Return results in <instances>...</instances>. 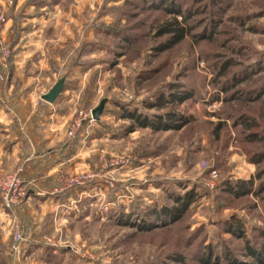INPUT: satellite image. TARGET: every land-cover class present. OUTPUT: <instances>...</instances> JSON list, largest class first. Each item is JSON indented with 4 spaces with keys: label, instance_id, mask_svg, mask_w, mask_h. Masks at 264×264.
<instances>
[{
    "label": "rangeland",
    "instance_id": "374dc122",
    "mask_svg": "<svg viewBox=\"0 0 264 264\" xmlns=\"http://www.w3.org/2000/svg\"><path fill=\"white\" fill-rule=\"evenodd\" d=\"M0 13V66L18 54L38 92L65 78L66 140L79 109L106 100L84 121L96 146L54 187L71 194L69 218L29 234L34 260L257 263L246 246L264 248V0H0ZM174 19L186 34L171 45ZM20 170L0 168V183ZM14 220L9 249L28 236Z\"/></svg>",
    "mask_w": 264,
    "mask_h": 264
},
{
    "label": "crops",
    "instance_id": "0c3cea01",
    "mask_svg": "<svg viewBox=\"0 0 264 264\" xmlns=\"http://www.w3.org/2000/svg\"><path fill=\"white\" fill-rule=\"evenodd\" d=\"M9 61L12 63L6 70L0 66L3 76L0 80V168H20L28 196L13 210L0 205V263L39 264L41 262L34 260L31 254L37 248L35 237L31 236L46 227L50 231L54 223L60 225L64 218H69L71 209L67 206L72 200L71 194L55 192L54 187L73 170L82 167L88 152L86 146H96V140L88 139L86 125L78 138L66 140L64 131L72 115L73 96L60 94L53 103L44 101L41 94L46 93L54 81L38 92L39 81L31 83L18 78L19 55L14 53ZM10 213H14V222L19 223L28 236L20 242L11 239L9 249L5 243V222ZM45 218L47 223H44ZM65 228L68 230L67 226Z\"/></svg>",
    "mask_w": 264,
    "mask_h": 264
},
{
    "label": "built area",
    "instance_id": "2783aa9c",
    "mask_svg": "<svg viewBox=\"0 0 264 264\" xmlns=\"http://www.w3.org/2000/svg\"><path fill=\"white\" fill-rule=\"evenodd\" d=\"M4 22H5L4 14L0 13V31L3 28L2 26ZM0 46H2L4 52H7L6 49L3 48V44L1 40H0ZM85 120H87L89 123L93 120L91 113L83 109H79L76 118L72 122L68 136L74 137L82 129ZM9 180L7 181L8 186L0 183V193L2 199L5 201L4 202L5 205L8 207L9 206L12 207L18 205L21 202V200L28 194V190L24 185L23 179L20 177L18 173L13 174L12 177L9 178ZM18 239H21V237L19 236L17 240Z\"/></svg>",
    "mask_w": 264,
    "mask_h": 264
},
{
    "label": "water",
    "instance_id": "95a60500",
    "mask_svg": "<svg viewBox=\"0 0 264 264\" xmlns=\"http://www.w3.org/2000/svg\"><path fill=\"white\" fill-rule=\"evenodd\" d=\"M64 79H65L64 77L59 78L52 85V87L41 96V98L48 103H53L58 98V96L60 95L63 89ZM105 102L106 100L102 99L100 103L91 110V116L94 120H97L99 116L101 115Z\"/></svg>",
    "mask_w": 264,
    "mask_h": 264
},
{
    "label": "trees",
    "instance_id": "16d2710c",
    "mask_svg": "<svg viewBox=\"0 0 264 264\" xmlns=\"http://www.w3.org/2000/svg\"><path fill=\"white\" fill-rule=\"evenodd\" d=\"M174 25H176L175 28L173 30H170L171 32H173V39L170 42L171 45L181 41L186 34V31L183 28L178 27V23L175 19H174ZM177 117H178V119L179 118L182 119L181 122H183V123L187 122V119H184L180 115H177ZM246 248L248 250V253L252 257H254V259L256 260V262H257L256 264H264V248L261 251H259L258 253H255L253 251V249L250 248L248 245L246 246ZM208 262H209V258H206L204 264H208ZM230 263L233 264L232 262H230Z\"/></svg>",
    "mask_w": 264,
    "mask_h": 264
}]
</instances>
